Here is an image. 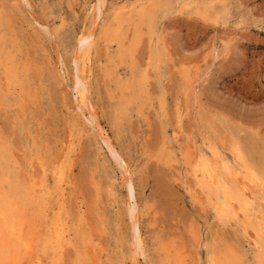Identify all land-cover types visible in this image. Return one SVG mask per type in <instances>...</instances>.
Listing matches in <instances>:
<instances>
[{"label":"rangeland","instance_id":"374dc122","mask_svg":"<svg viewBox=\"0 0 264 264\" xmlns=\"http://www.w3.org/2000/svg\"><path fill=\"white\" fill-rule=\"evenodd\" d=\"M153 1L0 0L2 58L16 75L8 81L0 65V89L9 91H0L8 150L0 173L32 190L23 225L30 253L12 264H216L228 249L255 264L258 236L239 226L240 212L236 222L222 214L216 196L221 181L247 198L264 194V0H170L152 30L141 26L136 50L118 56L106 32L115 13Z\"/></svg>","mask_w":264,"mask_h":264},{"label":"bare ground","instance_id":"6f19581e","mask_svg":"<svg viewBox=\"0 0 264 264\" xmlns=\"http://www.w3.org/2000/svg\"><path fill=\"white\" fill-rule=\"evenodd\" d=\"M99 1V0H98ZM100 1H102V0H100ZM120 1V0H119ZM198 1V0H197ZM205 1V0H204ZM208 1V0H207ZM116 2H118V1H116ZM189 2V1H188ZM202 2V1H201ZM105 3V2H104ZM187 3V2H186ZM218 3H221V2H218ZM13 4V3H12ZM100 4V3H99ZM98 4V5H99ZM103 4V3H102ZM112 4V3H111ZM137 4V3H136ZM150 4V3H149ZM152 5L150 6H148L147 7V5H143V6H141V8L139 9V10H137L136 12L135 11H131V13L130 14H128L127 16H121L122 14L121 13H115V15H114V22L112 23V24H110V26L109 27H107L106 28V32H107V36H108V39L109 40H113V41H116V43H117V46H118V56H120V57H123V55H125V53L127 54V52H129L130 50H131V48H132V46H134L135 45V43L138 41V39H140L139 37H141L140 35H141V33L143 32L142 30H144V29H146V30H152V28H153V25H154V23L156 24V22H155V20H157L158 18V16H157V14H158V11L160 10V8H162V9H169L170 8V4H171V1L170 0H155V1H153V3H151ZM181 4V3H180ZM179 4V5H180ZM176 5H178V3L176 4ZM125 6V5H124ZM100 7V6H99ZM101 8V7H100ZM102 10H103V8H102ZM101 10V11H102ZM98 12H100V11H98ZM160 12V11H159ZM189 13V12H188ZM187 13V14H188ZM193 13V12H192ZM111 14V13H110ZM109 14V15H110ZM183 14V13H182ZM194 14V13H193ZM99 15H101V14H99ZM163 15V14H162ZM196 15V14H195ZM157 16V17H156ZM229 16V15H228ZM97 17V16H96ZM100 17V16H99ZM99 17H97V18H99ZM60 18H62V17H60ZM64 18V17H63ZM110 18V17H109ZM157 18V19H156ZM165 18V17H164ZM160 20H161V18H160ZM64 21V20H63ZM158 23V22H157ZM65 24V23H64ZM142 25H145V27L146 28H142L141 29V26ZM129 26H132V36H131V38H130V41H129V43H128V45H126L125 46V39H126V36H128V34L126 33L127 32V30H129ZM129 27V28H128ZM47 29V28H46ZM45 29V30H46ZM55 30V29H54ZM89 31H91V30H89ZM155 32H157V31H155ZM93 33V32H92ZM130 34H131V32H130ZM146 35L147 34H149L150 35V33H145ZM148 35V36H149ZM156 35V34H155ZM87 37H88V43L90 44V40H91V35H87ZM86 37V38H87ZM102 37H103V35H102ZM94 38H95V35H94ZM128 39V38H127ZM148 40H150L149 38H148ZM153 40V39H152ZM78 41V40H77ZM80 41V40H79ZM127 41V40H126ZM1 42V41H0ZM139 42V41H138ZM149 42H151V41H149ZM78 43V42H77ZM113 43V42H112ZM1 44V43H0ZM79 44V43H78ZM3 45V44H2ZM150 45H152V44H150ZM137 46V45H136ZM153 46V45H152ZM3 47V46H2ZM1 46H0V65L1 66H3V72H5V74H4V76L6 75V79H8V81H11V78H14V77H16V75H13V73L11 72L12 70L10 69V68H8L7 66H10L11 65V63H10V65L6 62L7 60H5V59H3L2 58V55H3V48H2ZM87 47H88V45H87ZM83 48V47H82ZM112 48V47H111ZM134 48H135V46H134ZM134 48H133V50H134ZM153 48V47H152ZM76 50H77V48H76ZM83 50V49H82ZM117 50V49H116ZM135 50H136V48H135ZM134 50V51H135ZM79 51H80V49H79ZM78 51V52H79ZM85 51V50H84ZM111 51V50H110ZM134 51H133V53H134ZM83 52V51H82ZM159 52V51H158ZM75 53V52H74ZM86 53V52H85ZM82 54V53H81ZM80 54V55H81ZM87 54V53H86ZM129 54H131V53H129ZM148 54H151V53H149L148 52ZM4 56H6V55H4ZM82 56H83V54H82ZM113 56V55H112ZM157 56V55H156ZM162 56V55H161ZM80 57V56H79ZM84 57V56H83ZM163 57V56H162ZM8 58V57H7ZM77 58V57H76ZM124 58V57H123ZM122 58V59H123ZM9 59V58H8ZM12 59V57L10 58V60ZM125 59V58H124ZM131 59H132V57H131ZM155 59V58H154ZM153 59V60H154ZM158 59H159V57H158ZM158 59H157V61H158ZM164 59V58H163ZM162 59H160V61H161ZM12 61V60H11ZM79 59L77 60L76 59V64H78L79 62ZM84 61V60H83ZM126 60H124V62H125ZM14 62V61H13ZM16 62V61H15ZM78 62V63H77ZM123 62V63H124ZM131 62H133V61H131ZM130 62V63H131ZM148 62V61H147ZM110 63V62H109ZM163 63H164V61L162 62V65H163ZM13 64V63H12ZM165 64V63H164ZM111 65H112V63H111ZM121 65H123V64H121ZM128 65V64H127ZM14 66H15V63H14ZM14 66L12 67V68H14ZM79 66H81V65H78V67H76V70H77V72H76V74H75V82H74V84H77V83H81V81H84V80H86V79H84V77L82 76L83 75V73H82V75H81V73H80V68H79ZM118 66H119V64H118ZM154 66V65H153ZM11 67V66H10ZM120 67V66H119ZM124 67V66H123ZM129 67V65L127 66V68ZM136 67V66H135ZM144 67V66H143ZM149 67V66H148ZM147 67V68H148ZM162 67V66H161ZM24 68V67H23ZM110 68V67H109ZM130 68V67H129ZM133 68V67H132ZM138 68V67H137ZM152 68V67H151ZM150 68V69H151ZM155 68V67H154ZM163 68V67H162ZM18 69V68H17ZM20 69V68H19ZM18 69V70H19ZM126 69V67H124V70ZM26 70V69H25ZM115 70V69H114ZM123 70V69H122ZM123 70V71H124ZM149 70V69H148ZM147 70V71H148ZM14 71H15V69H14ZM82 71V70H81ZM111 71V70H110ZM122 71V72H123ZM128 71L130 72V69H128ZM137 71V70H136ZM153 71V70H152ZM160 71V70H159ZM199 71V70H198ZM22 72H23V70H22ZM28 72V71H27ZM125 72H126V70H125ZM134 72V71H133ZM149 72V71H148ZM154 72H158V71H154ZM15 73V72H14ZM116 73V72H115ZM114 73V74H115ZM142 73V72H141ZM140 73V74H141ZM159 73V72H158ZM113 74V75H114ZM133 74V73H132ZM117 75V74H116ZM158 75V74H157ZM21 76H22V74H21ZM143 76L145 77V75L143 74ZM146 76H147V74H146ZM149 76V75H148ZM17 77H19V76H17ZM118 77V76H117ZM122 77V75L120 76V78ZM130 77V76H129ZM0 78H2V77H0ZM5 78V77H4ZM21 78V77H20ZM132 78V77H131ZM140 78V77H139ZM146 78V77H145ZM148 78V77H147ZM116 79V78H115ZM137 79V78H136ZM2 80V79H1ZM4 80V79H3ZM17 80V79H16ZM117 80V79H116ZM120 80V79H119ZM118 80V81H119ZM138 80V79H137ZM7 80H6V82H8ZM14 81V80H13ZM121 81H122V79H121ZM139 81V80H138ZM1 82V81H0ZM18 82V81H17ZM77 82V83H76ZM113 82H114V80H113ZM147 82V81H146ZM10 83V82H9ZM19 83H20V81H19ZM117 83V82H116ZM151 83V82H150ZM4 85H5V83H3ZM11 84H12V82H11ZM11 84L9 85V87H11ZM15 84V83H14ZM25 84V83H24ZM29 84V83H28ZM83 84V83H82ZM118 84V83H117ZM116 84V85H117ZM16 85H18V83H16ZM20 85V84H19ZM22 85V84H21ZM80 85V84H79ZM78 84L76 85V87H77V90H75V91H77L76 93H77V95L79 96V99H80V101H83V102H85V96L86 95H88V93L86 92V89L84 88V86H83V88L81 87V88H78V86H79ZM84 85V84H83ZM132 85H133V83H132ZM121 86V85H120ZM119 86V87H120ZM8 87V86H7ZM75 87V86H74ZM76 87H75V89H76ZM125 88H128V91H130L129 90V88H130V85H128L127 83L125 84V86H124ZM2 88V87H1ZM14 88V87H13ZM20 88V87H19ZM140 88H141V86H140ZM8 89V88H7ZM12 89V88H11ZM10 89V90H11ZM25 89V88H24ZM114 89V88H113ZM119 89V88H118ZM124 89V88H123ZM161 89V88H160ZM4 90V89H3ZM6 90V89H5ZM9 90V89H8ZM7 90V91H8ZM27 90V89H26ZM0 91H1V89H0ZM1 92H3V91H1ZM9 92V91H8ZM7 92V93H8ZM87 94H86V93ZM127 92V91H126ZM4 94L6 93V92H3ZM6 93V94H7ZM19 93H20V91H19ZM24 93H25V91H24ZM128 93V92H127ZM22 94V93H21ZM21 94H19V95H21ZM86 94V95H85ZM118 94V93H117ZM128 94H130V93H128ZM2 95V94H1ZM8 95V94H7ZM126 95V94H125ZM132 95V94H131ZM135 95H137V94H135ZM10 96V95H9ZM11 96H12V94H11ZM119 96V95H118ZM128 96V95H127ZM150 96V95H149ZM5 97V96H4ZM111 97V96H110ZM88 97H86V99H87ZM117 98V97H116ZM116 98H114V99H116ZM131 98H133L132 96H131ZM139 98H140V96H139ZM142 98V97H141ZM152 98V97H151ZM3 99V98H2ZM10 99V98H9ZM114 99H113V101H114ZM136 99H137V96H136ZM146 99V98H145ZM153 99V98H152ZM159 99H160V97H159ZM138 100V99H137ZM137 100H136V103H137ZM147 100V99H146ZM8 101V100H7ZM24 100H22L21 102H23ZM120 100H118V102H119ZM132 101V100H131ZM135 102V101H134ZM140 102V101H139ZM146 102V101H145ZM135 103V105L137 106L138 104H136ZM143 103H144V101H143ZM153 102H151L150 103V105L152 104ZM81 104V103H80ZM85 104V103H84ZM120 104V103H119ZM141 104V103H140ZM83 105V104H82ZM86 105H88V104H86ZM118 105V104H117ZM146 105H147V103H146ZM89 106V105H88ZM141 106H142V104H141ZM144 107H145V105H144ZM163 107V106H162ZM82 108V107H81ZM138 108H139V106H138ZM80 109V108H79ZM118 110V109H117ZM138 110H140V109H138ZM156 110H157V108H156ZM141 111V110H140ZM128 112V111H127ZM122 114V113H124V112H119V113H117V114ZM133 113V112H132ZM120 114V115H121ZM125 114V113H124ZM124 114H122V116L124 115ZM129 114V113H128ZM141 114H142V112H141ZM94 115V114H93ZM126 115V114H125ZM77 116H78V113H77ZM129 116H130V114H129ZM125 117H127V115L125 116ZM90 118V117H89ZM124 118V117H123ZM120 119V118H119ZM118 119V121H120ZM122 120V119H121ZM129 121V120H128ZM92 122V121H91ZM96 129H98V128H96ZM93 130V129H92ZM99 131H101V130H99ZM76 132V131H75ZM74 132V133H75ZM102 132V131H101ZM163 132H164V130H163ZM166 133V132H165ZM26 134V133H25ZM72 134H73V132H72ZM76 134V133H75ZM101 135V134H100ZM106 136V135H105ZM76 137V136H75ZM81 137V136H80ZM74 138V137H73ZM76 140V139H75ZM75 143V142H74ZM108 143H109V141H108ZM100 144V143H99ZM166 145V144H165ZM75 146V145H74ZM110 146V145H109ZM108 146V147H109ZM161 146V145H160ZM159 146V147H160ZM168 146V145H167ZM167 146H165V147H167ZM233 146V145H232ZM234 146H235V144H234ZM169 147V146H168ZM168 147L166 148L167 150H169L168 149ZM73 148V147H72ZM114 148V147H113ZM6 149H4V142L0 139V166L3 164V163H6L7 164V161H6V151H8V150H6ZM98 150V149H97ZM110 150V149H109ZM161 150V149H160ZM164 151V150H163ZM111 152V151H110ZM172 152V151H171ZM187 152V151H186ZM7 153H9V152H7ZM99 153V152H98ZM97 153V154H98ZM156 153V152H155ZM157 153H159V152H157ZM170 153V152H169ZM28 154V153H27ZM173 154V153H172ZM184 155V153L183 152H181V154L180 155ZM189 154V153H188ZM213 154V153H212ZM186 155V154H185ZM69 156H70V154H69ZM174 156V155H173ZM191 156V155H190ZM71 157H72V155H71ZM155 157V156H154ZM187 157V156H186ZM236 157V156H235ZM13 158V157H12ZM175 158V157H174ZM211 158V157H210ZM167 159V158H166ZM175 159H177V158H175ZM13 160V159H12ZM180 160V159H179ZM183 160V159H182ZM185 160V159H184ZM187 160H188V157H187ZM207 160V159H206ZM209 160H212V158L211 159H209ZM124 161V160H123ZM158 161H159V159H158ZM189 161V160H188ZM213 161H214V158H213ZM212 161V162H213ZM238 161H240V160H238ZM237 161V162H238ZM12 162H14V161H12ZM176 162H177V160H176ZM183 162V161H182ZM195 162H196V160H195ZM215 162V161H214ZM126 163V162H125ZM124 163V164H125ZM172 163H174V162H172ZM171 163V164H172ZM200 163H202V162H200ZM227 163V162H226ZM5 164V165H6ZM12 164H14V163H12ZM191 164V163H190ZM8 165V164H7ZM173 165V164H172ZM209 165H211V164H209ZM209 165H207V163L206 164H202V170L204 171V173L205 174H207V176H208V179H209V181H212V182H214V184L216 183V181H215V177H214V173H213V171L210 169V166ZM214 165H216V164H214ZM228 165V164H227ZM10 166H12V165H10ZM14 166V165H13ZM18 166V165H17ZM56 166H57V164H56ZM15 167V166H14ZM171 167V166H170ZM185 167V166H184ZM216 167V166H215ZM3 168V167H2ZM1 168V169H2ZM187 168H189V167H187ZM191 168V167H190ZM189 168V169H190ZM56 169V168H55ZM186 169V168H185ZM188 169V170H189ZM261 169V168H260ZM6 170H8V169H6ZM50 170V169H49ZM191 170V169H190ZM51 171V170H50ZM56 171V170H55ZM127 171H129V170H127ZM215 171V170H214ZM240 171V170H239ZM238 171V172H239ZM1 172V171H0ZM17 172H19L18 170H17ZM45 172V171H44ZM54 171H52V173H53ZM194 172H195V170H194ZM193 172V173H194ZM200 172V171H199ZM198 172V173H199ZM237 172V173H238ZM2 173V172H1ZM0 173V264H12V263H15L16 262V260H17V258H18V252L20 251V250H22L23 252H24V254L25 253H27V251H28V249H29V242H28V236H27V234H26V232L23 230V225H24V223H26L27 222V220H28V217L30 218V216H28L29 215V211H31L30 210V208H31V206H30V192L32 191H30V189H29V187H28V184H26L24 181H20L19 179H15L14 177H9V176H7V175H2ZM192 172H190V174H193ZM216 173V172H215ZM236 173V172H235ZM234 173V174H235ZM9 174V173H8ZM67 174V173H66ZM66 174H65V177H66ZM130 174V173H129ZM128 174V175H129ZM187 174V173H186ZM195 174V173H194ZM200 174V173H199ZM238 174H240V173H238ZM41 175V174H40ZM44 175V174H43ZM43 175H42V178H43ZM222 175V174H221ZM247 175H249V174H247ZM198 176V175H197ZM197 176H195V178L197 179ZM226 176V175H225ZM238 176V175H237ZM242 176V175H241ZM35 177V176H34ZM68 177V176H67ZM203 177V176H202ZM201 177V178H202ZM229 177V176H228ZM231 177V176H230ZM17 178V177H16ZM41 178V177H40ZM129 178V177H128ZM29 179V178H28ZM27 179V180H28ZM35 178H33V180H34ZM38 179V178H37ZM93 179V178H92ZM130 179V178H129ZM248 179V178H247ZM24 180H25V178H24ZM27 180H26V182H27ZM45 180V179H44ZM66 180V179H65ZM198 180V179H197ZM244 180V179H243ZM243 180H241V182L243 181ZM199 181V180H198ZM202 181V180H201ZM35 182V181H34ZM38 182H40V181H38L37 180V183ZM47 182V181H46ZM66 182V181H65ZM200 182V181H199ZM247 182H249V180L247 181ZM251 182V181H250ZM249 182V183H250ZM52 183V182H51ZM50 183V184H51ZM202 183H204V181L202 182ZM237 183V182H236ZM242 183H244V182H242ZM249 183H247V186H248V184ZM260 183H261V181H260ZM32 184V183H31ZM31 184H30V186H31ZM95 184V183H94ZM196 184V183H195ZM38 185V184H37ZM36 185V186H37ZM46 185H47V183H46ZM131 185V184H130ZM199 185H201V184H199ZM257 185V184H256ZM33 186V185H32ZM50 186V185H49ZM49 186H47V188L49 187ZM95 186V185H94ZM128 186V185H127ZM132 186V185H131ZM217 186H218V188H219V191L217 192L219 195H217L216 197H217V201L219 200V205H220V212L222 213V214H227L228 215V217H231V220H233L234 222H236V220L238 219V217H239V215H238V213L240 212L241 213V218L237 221L238 223H239V226H241V227H243L244 229H248L249 227H251L252 229H253V231H254V233H255V235L256 236H258V240L256 239V241H253V242H255V245H256V247H257V252H253L254 254H255V264H264V194L262 193V192H260V190H258L257 191V189H256V193H254L253 192V194L249 197V198H247L245 195L247 194L246 192H243V191H235L233 188H231V187H228V186H226L225 185V182L224 181H221V183L220 184H217ZM240 186H242V185H240ZM263 186V185H262ZM44 187V186H43ZM198 187V186H197ZM250 187V186H249ZM251 187H252V184H251ZM255 187V186H254ZM38 188H40L39 186H38ZM133 188V187H132ZM207 188V187H206ZM247 188V187H246ZM261 188V187H260ZM259 188V189H260ZM34 189V188H33ZM209 189V188H208ZM211 189V188H210ZM209 189V190H210ZM42 190V189H41ZM202 190H204V189H202ZM212 190V189H211ZM262 190V189H261ZM264 190V189H263ZM35 191V190H34ZM129 191V199H131L132 198V192H131V190H128ZM253 191V190H252ZM35 192H37V191H35ZM40 192V191H39ZM204 192V191H203ZM207 192H208V190H207ZM191 193H193V192H191ZM36 194V193H35ZM40 194H41V192H40ZM62 194V193H61ZM61 194H60V196H61ZM215 195V194H214ZM35 196V195H34ZM37 196V195H36ZM40 196V195H39ZM51 196V195H50ZM53 196V195H52ZM194 196V195H193ZM206 196H207V194H206ZM211 196V195H210ZM45 197V196H44ZM48 197V196H47ZM54 197V196H53ZM212 197V196H211ZM215 197V198H216ZM49 198V197H48ZM52 198V197H51ZM263 198V199H262ZM35 199V198H34ZM98 199V198H97ZM209 199V198H208ZM259 199H261L260 201H262L263 200V204H261L260 202H258V200ZM47 200V199H46ZM51 200V199H50ZM52 200H53V198H52ZM37 201V200H36ZM48 201V200H47ZM210 201H212V200H210ZM53 202V201H52ZM129 203V202H128ZM212 203V202H211ZM214 203H216V202H214ZM214 203H213V206H214ZM253 203H257L256 205H254ZM39 204V203H38ZM41 204V203H40ZM50 204V203H49ZM53 204H54V206H55V203L53 202ZM53 204H52V206H53ZM135 204V203H134ZM209 204V203H208ZM217 204V203H216ZM29 205V206H28ZM130 204H128V206H129ZM210 205V204H209ZM212 205V204H211ZM128 206H126L127 208H128ZM236 206L237 208H234V207ZM28 207H30V208H28ZM42 207V206H41ZM137 207V206H136ZM217 207V206H216ZM215 207V208H216ZM48 208H50V206L48 205ZM219 208V207H218ZM32 209V208H31ZM130 208H128V210H129ZM137 210V209H136ZM218 210V209H217ZM45 211V210H44ZM69 211V210H68ZM76 211V210H75ZM130 211H133L134 213H136L135 211H134V209H132V206H131V209H130ZM214 211V210H213ZM216 211V210H215ZM214 211V212H215ZM42 212H43V210H42ZM77 212V211H76ZM76 212H74V213H76ZM31 213V212H30ZM137 214V213H136ZM216 214H217V212H216ZM73 215V214H72ZM75 215V214H74ZM58 216V215H57ZM132 216V215H131ZM39 217V216H38ZM54 217V216H53ZM221 217V216H220ZM39 219V218H38ZM37 219V220H38ZM41 219V218H40ZM52 219V218H51ZM49 220V219H48ZM66 220V219H65ZM228 220H229V218H228ZM45 221V220H44ZM43 221V222H44ZM50 221V220H49ZM80 221V220H79ZM225 221H226V219H225ZM34 222V221H33ZM42 222V223H43ZM69 222V221H68ZM67 222V223H68ZM234 222H232L233 224H234ZM46 223V222H45ZM80 223V222H79ZM72 224V223H71ZM193 224V223H192ZM230 224V223H229ZM233 224H231V225H233ZM31 225V224H30ZM35 225V224H34ZM74 225V224H73ZM76 225V224H75ZM136 225V222H134V225L133 226H135ZM234 225H236V224H234ZM233 225V226H234ZM78 226V225H77ZM223 226V225H222ZM64 227V226H63ZM246 227V228H245ZM28 228V227H27ZM33 228V227H32ZM35 228V227H34ZM81 228V227H80ZM134 227H132V229H133ZM234 228V227H233ZM250 228V229H251ZM39 229V228H38ZM38 229H36V230H38ZM79 229V228H78ZM237 229V228H236ZM244 229H242V231H244ZM40 230H41V228H40ZM75 230V229H74ZM238 230V229H237ZM249 230V229H248ZM79 231V230H78ZM77 231V232H78ZM138 231V230H137ZM236 231V230H235ZM135 232V231H134ZM140 232V231H139ZM247 232H250V231H247ZM43 233V232H42ZM65 233V232H64ZM70 233V232H69ZM84 233V232H83ZM238 233V232H237ZM241 233V232H240ZM244 233H246V231H244ZM251 233V232H250ZM137 234V233H136ZM140 234V233H139ZM139 234H137L138 236H139ZM243 234V233H242ZM252 234V233H251ZM250 234V235H251ZM38 235V234H37ZM253 235V234H252ZM251 235V236H252ZM254 235V236H255ZM31 236H33V235H31ZM64 236V235H63ZM85 236H86V234H85ZM89 236V235H88ZM133 236V235H132ZM238 236V235H237ZM250 236V237H251ZM37 237V236H36ZM140 237V236H139ZM241 237H242V235H241ZM248 237H249V235H248ZM58 240H60L61 239V234H58ZM75 238V237H74ZM84 238V237H83ZM254 238V237H253ZM256 238V237H255ZM66 239V238H65ZM71 239V238H70ZM89 239V238H88ZM87 238H84L83 239V241H87L88 240ZM246 239V238H245ZM33 240V239H32ZM31 240V241H32ZM76 240V239H75ZM135 240H136V238H135ZM137 240H139V238H137ZM214 240V239H213ZM34 241V240H33ZM44 241V240H43ZM142 241V240H141ZM250 241V240H249ZM46 242V241H45ZM60 242H61V240H60ZM59 242V243H60ZM72 242V241H71ZM136 242V241H135ZM33 243V242H32ZM31 243V244H32ZM37 243V242H36ZM133 243V242H132ZM69 244V243H68ZM67 244V245H68ZM74 244H76V241L74 242ZM79 244V243H78ZM84 244H86L87 245V243L85 242ZM137 244V243H136ZM135 244V245H136ZM253 245H254V243H252ZM36 245V244H35ZM89 245V244H88ZM141 245H143L142 243H141ZM220 245V244H219ZM249 245V244H248ZM69 246V245H68ZM137 246V245H136ZM140 246V245H139ZM217 246V245H216ZM32 247V246H31ZM58 247V246H57ZM131 247V246H130ZM164 247V246H163ZM221 247H222V245H221ZM229 247H231V246H229ZM60 248V247H59ZM94 248H95V246H94ZM212 247H210V249H211ZM223 248H226V247H223ZM68 249H70V248H68ZM81 249V248H80ZM79 249V250H80ZM167 249H169V248H167ZM167 249H166V252H167ZM209 249V250H210ZM228 249V248H227ZM226 249V250H227ZM78 250V249H77ZM78 250V251H79ZM88 250V249H87ZM92 250V249H91ZM100 250V249H99ZM136 250V249H135ZM134 250V251H135ZM225 250V249H224ZM229 250H231V249H228V251H221L220 252V255H218V256H216V264H242L241 262H242V260L240 259V258H237L236 256H235V254H234V252H233V254L231 253V251L229 252ZM35 251H36V249H35ZM48 251V250H47ZM170 251V250H169ZM168 251V252H169ZM212 251H213V248H212ZM217 251V250H216ZM218 251H220L219 249H218ZM232 251H233V249H232ZM234 251H235V249H234ZM252 251H255V250H252ZM70 252V251H69ZM81 252V251H80ZM131 252V251H130ZM167 252V253H168ZM177 252V254H178V251H176ZM237 252V251H236ZM235 252V253H236ZM28 253H30V252H28ZM27 253V254H28ZM72 253V252H71ZM76 253V252H75ZM135 253H137V251L135 252ZM165 253V252H164ZM252 253V252H251ZM48 254H50V253H48ZM215 254V253H214ZM26 255V254H25ZM31 255H33V253L31 254ZM46 255H47V253H46ZM45 255V256H46ZM58 255V254H57ZM169 255V254H168ZM236 255H237V253H236ZM48 256V255H47ZM252 256V255H251ZM28 257V256H27ZM31 257V256H30ZM33 257V256H32ZM31 257V258H32ZM35 257V256H34ZM50 257V256H49ZM78 257V256H77ZM131 257H132V253H131ZM179 257V256H178ZM214 257V256H213ZM212 257V258H213ZM45 258L46 257H44V259L43 260H45ZM87 258V257H86ZM132 258H134V256L132 257ZM215 258V257H214ZM242 258V257H241ZM26 259L27 258H25V262H26ZM30 259V258H29ZM33 259H35V258H33ZM39 259V258H38ZM41 259H42V257H41ZM40 259V261H42ZM79 259V258H78ZM91 259V258H90ZM180 259V258H179ZM253 259V260H254ZM31 260V259H30ZM48 260V259H47ZM134 260H135V258H134ZM137 260V259H136ZM241 260V261H240ZM249 260V259H248ZM252 260V261H253ZM245 261H246V259H245ZM28 262V261H27ZM31 262H33L32 260H31ZM44 262V261H43ZM88 262H90V261H88ZM249 263H251L250 261H248ZM23 262H21V264H22ZM42 263V262H41ZM48 263V262H47ZM64 263H66V262H64ZM72 263V262H71ZM87 263V262H86ZM93 263H95V262H93ZM245 263V262H244ZM253 263V262H252ZM31 264V263H30ZM37 264H38V262H37ZM53 264V263H52ZM135 264H138V262H136L135 261Z\"/></svg>","mask_w":264,"mask_h":264}]
</instances>
